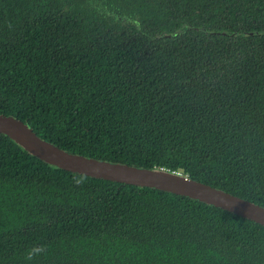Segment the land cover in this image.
Here are the masks:
<instances>
[{
    "label": "trees",
    "instance_id": "16d2710c",
    "mask_svg": "<svg viewBox=\"0 0 264 264\" xmlns=\"http://www.w3.org/2000/svg\"><path fill=\"white\" fill-rule=\"evenodd\" d=\"M0 114L264 207V0H0ZM36 243L50 252L33 264H264L262 225L0 134V264Z\"/></svg>",
    "mask_w": 264,
    "mask_h": 264
},
{
    "label": "water",
    "instance_id": "95a60500",
    "mask_svg": "<svg viewBox=\"0 0 264 264\" xmlns=\"http://www.w3.org/2000/svg\"><path fill=\"white\" fill-rule=\"evenodd\" d=\"M0 134L55 168L90 178L151 188L228 211L264 226V207L192 180L181 173L145 169L68 153L38 137L26 122L0 114Z\"/></svg>",
    "mask_w": 264,
    "mask_h": 264
},
{
    "label": "clouds",
    "instance_id": "9594fccd",
    "mask_svg": "<svg viewBox=\"0 0 264 264\" xmlns=\"http://www.w3.org/2000/svg\"><path fill=\"white\" fill-rule=\"evenodd\" d=\"M86 178L80 177L76 179L77 184H81L84 182ZM50 252V245L42 244V243H36L28 247L24 252V262L25 264H33V261H35L39 257H46Z\"/></svg>",
    "mask_w": 264,
    "mask_h": 264
},
{
    "label": "rangeland",
    "instance_id": "374dc122",
    "mask_svg": "<svg viewBox=\"0 0 264 264\" xmlns=\"http://www.w3.org/2000/svg\"><path fill=\"white\" fill-rule=\"evenodd\" d=\"M103 12H105V11H103ZM106 13H107V12H106ZM111 16H114V14H112ZM119 19H125V20H126L125 17H119Z\"/></svg>",
    "mask_w": 264,
    "mask_h": 264
},
{
    "label": "built area",
    "instance_id": "2783aa9c",
    "mask_svg": "<svg viewBox=\"0 0 264 264\" xmlns=\"http://www.w3.org/2000/svg\"><path fill=\"white\" fill-rule=\"evenodd\" d=\"M161 170H165V169H161ZM167 171V170H166Z\"/></svg>",
    "mask_w": 264,
    "mask_h": 264
}]
</instances>
